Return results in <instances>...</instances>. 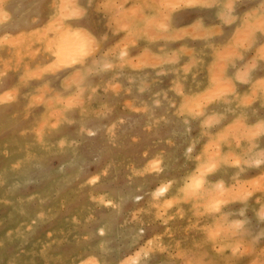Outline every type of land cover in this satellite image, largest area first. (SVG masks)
<instances>
[{"label":"rangeland","instance_id":"obj_1","mask_svg":"<svg viewBox=\"0 0 264 264\" xmlns=\"http://www.w3.org/2000/svg\"><path fill=\"white\" fill-rule=\"evenodd\" d=\"M151 1L0 0V264H264V155L243 127L215 141L219 121L198 114L224 64L221 96L264 119V0ZM214 150L230 156L224 181L216 164L198 171ZM196 173L200 192L186 188Z\"/></svg>","mask_w":264,"mask_h":264},{"label":"bare ground","instance_id":"obj_2","mask_svg":"<svg viewBox=\"0 0 264 264\" xmlns=\"http://www.w3.org/2000/svg\"><path fill=\"white\" fill-rule=\"evenodd\" d=\"M73 1V0H72ZM105 1V0H104ZM109 1V0H108ZM120 1H123V0H120ZM153 1V0H152ZM151 1V2H152ZM171 1V0H170ZM170 1L168 2V3H170ZM174 1V0H173ZM179 1V0H178ZM181 1H183V0H180V2ZM185 1V0H184ZM201 1H204V0H201ZM216 1V0H215ZM222 1H224V0H222ZM221 1V2H222ZM240 1V0H239ZM61 2V1H60ZM62 2H64V1H62ZM62 2L60 3V4H62ZM113 2V3H112ZM175 3L177 2V0H175L174 1ZM180 2H179V4H180ZM188 2V1H187ZM186 2V3H187ZM220 2V3H221ZM233 2V1H232ZM232 2H230V3H232ZM119 3V2H118ZM155 3V2H154ZM159 3V2H158ZM161 3V2H160ZM168 3H167V6H168ZM183 3V2H182ZM185 3V2H184ZM200 3V2H199ZM207 4H208V1L206 2ZM214 3V2H213ZM219 3V2H218ZM261 3H263L264 4V2L263 1H261ZM261 3L259 4V6L261 7ZM1 4V3H0ZM115 4V5H114ZM120 4V3H119ZM119 4H116V3H114V0L112 1L111 0V6L112 5H114L115 7H117ZM139 4V3H138ZM189 4V3H188ZM202 4V3H201ZM204 4V3H203ZM206 4V5H207ZM227 4V2L225 3V5ZM141 5V4H140ZM139 5V6H140ZM143 5H146V4H143ZM161 5V4H160ZM171 5V7H172V3L170 4ZM190 5V4H189ZM192 5V4H191ZM222 5V4H221ZM231 5V4H230ZM1 6V5H0ZM74 6V5H73ZM132 6V5H131ZM139 6H135L134 8L133 7H131V8H133V10H131V12L132 13H135V11H137V7H139ZM165 6V5H164ZM164 6H163V8H164ZM185 6V5H184ZM196 6V5H195ZM228 6V5H227ZM257 6V5H256ZM119 7V6H118ZM121 7V6H120ZM119 7V8H120ZM176 7V6H175ZM178 7V6H177ZM219 7H220V5H219ZM231 7L233 8V6L231 5ZM162 8V9H163ZM174 8V7H173ZM232 8H230L229 6L227 7V9L230 11V9H232ZM262 8H263V5H262ZM27 9V8H26ZM117 9V8H116ZM115 9V10H116ZM159 9H160V7H159ZM162 9H161V11H162ZM168 9V8H167ZM224 9V8H223ZM60 10V9H59ZM76 10V9H75ZM135 10V11H134ZM164 10V9H163ZM171 10V9H170ZM251 10V9H250ZM127 11V10H126ZM130 11V10H129ZM140 11V10H139ZM178 11V10H177ZM218 11H220V10H218ZM224 11V10H223ZM226 11V10H225ZM263 10H261V12H262ZM5 12V11H4ZM62 12V11H61ZM116 12H117V10H116ZM118 12H119V10H118ZM131 12H128L127 11V13L128 14H130ZM140 12H142V11H140ZM139 12V13H140ZM157 12H158V10H157ZM164 12V11H163ZM166 12V11H165ZM248 12V11H247ZM255 12V11H254ZM1 13V12H0ZM3 13V12H2ZM126 13V14H127ZM171 13V12H170ZM220 14H222L221 12H219ZM225 13V12H224ZM228 13V12H227ZM230 13H231V11H230ZM123 14V13H122ZM136 14V13H135ZM161 14H162V12H161ZM166 14V13H165ZM219 14V15H220ZM245 14H246V12H245ZM259 14V13H258ZM261 14V13H260ZM264 14V13H263ZM142 15V14H141ZM144 15V14H143ZM170 15V14H169ZM227 15V14H226ZM233 15V14H232ZM235 15V14H234ZM252 15V14H251ZM117 16V15H116ZM123 15H121V17H122ZM125 16V15H124ZM124 16H123V18H124ZM127 16V15H126ZM125 16V17H126ZM160 17L159 18V20H161V22L160 23H163L164 24V26L167 24L166 22H165V20H166V17L165 18H163L164 16H166V15H163L162 14V16L160 15V13H159V15H157V17ZM168 16V15H167ZM250 16V15H249ZM257 16V15H256ZM255 16V17H256ZM117 17H120V15L119 16H117ZM137 17V16H136ZM139 18H140V14H139V16H138ZM154 17V16H153ZM152 16L150 17V20L153 18ZM254 17V18H255ZM4 18V17H3ZM123 18H118L119 20H120V22L121 21H123L124 20V22L127 20L128 21V19H123ZM127 18V17H126ZM134 18V17H133ZM132 18V19H133ZM168 18V17H167ZM198 18V17H197ZM246 19H247V17H245ZM35 19V18H34ZM123 19V20H122ZM132 19H130V22L132 21ZM148 19V18H147ZM155 19V18H154ZM158 18H156L155 20H154V22H152V20H151V22L152 23H154L155 24V22H156V27H161L162 25H159L158 24V22L156 21ZM223 19V18H222ZM231 19H233V18H229V17H226V21H228V20H231ZM256 19V18H255ZM33 20V19H32ZM119 20H117L118 22H119ZM149 20V19H148ZM150 20H149V23H150ZM162 20H163V22H162ZM169 20V19H168ZM23 21V20H22ZM147 21V20H146ZM248 21H250L249 20V17H248ZM260 24H263V19H260ZM118 22H117V26L120 24V22H119V24H118ZM124 22L121 24V25H124ZM130 22H125V24H128V23H130ZM142 22V21H141ZM168 22V21H167ZM229 22V21H228ZM108 23V22H107ZM144 23V22H143ZM147 24L145 27H147L148 25L150 26V24ZM166 23V24H165ZM201 23V22H200ZM200 23H199V27L201 26L200 25ZM48 24V23H47ZM139 24V23H138ZM244 24V23H243ZM121 25H119L120 27H122ZM133 25V24H132ZM192 25L193 24H191V26L190 27H192ZM194 25H197L198 26V23H194ZM213 25V24H212ZM136 26V25H135ZM148 26V27H149ZM203 26V25H202ZM46 27V26H45ZM127 27V26H126ZM132 27V26H131ZM150 27H152V24H151V26ZM166 27H169V25L167 24L166 25ZM186 27H188V26H186ZM258 27V26H257ZM155 27H153V29H154ZM198 28V27H197ZM210 28V27H209ZM249 28H250V26H249ZM148 29V28H147ZM146 29V30H147ZM151 28H149V30H150ZM166 29V28H165ZM186 29V28H185ZM203 29V28H202ZM205 29V28H204ZM211 29V28H210ZM241 29H242V27H241ZM264 28H262V30H263ZM143 30V29H142ZM152 30V29H151ZM160 30V29H159ZM158 30V31H159ZM168 30H170V29H168ZM180 30V29H179ZM190 30V29H189ZM209 30V29H208ZM77 31V30H76ZM158 31L156 30V31H153V33L155 32L156 34L158 33ZM160 31H164L163 29L162 30H160ZM159 31V32H160ZM167 31V30H166ZM174 31V30H173ZM264 31V30H263ZM262 31V32H263ZM80 32H82V31H80ZM130 33V30L128 29V31H127V33ZM133 32H135V31H133ZM143 32V31H142ZM141 32V33H142ZM144 32L146 33V31L144 30ZM151 32V31H150ZM149 32V33H150ZM168 32V31H167ZM192 32V31H191ZM203 32V31H202ZM254 32V31H253ZM256 32V31H255ZM84 33H86V32H84ZM136 33H137V31H136ZM154 33V34H155ZM172 33V32H171ZM185 33V32H184ZM183 33V34H184ZM201 32H199V35L201 36V35H203V34H200ZM236 33V32H235ZM79 34V33H78ZM150 34H152V32L150 33ZM194 34L196 35V33L194 32ZM209 34V33H208ZM76 35L77 34H75L74 33V31H70V30H65V31H62L61 32V40H60V43H59V48H60V50H61V52H62V54H63V56H67L68 54H70L71 52H73L76 48H77V44H78V40H77V37H76ZM82 35H84L85 36V34H83V32H82ZM89 35V34H88ZM134 35V34H133ZM161 34H159V36H160ZM164 35H167V33L165 34V32H164ZM180 35V34H179ZM198 35V34H197ZM236 36H237V34H235ZM23 36H25V34L23 35ZM137 36V35H136ZM152 36H153V34H152ZM151 35H150V37H152ZM168 37L170 36V34L169 35H167ZM172 36V35H171ZM174 36H175V34H174ZM177 36H178V33H177ZM176 36V37H177ZM194 36V35H193ZM236 36H235V38H236ZM248 36V35H247ZM3 37H4V35H3ZM124 37H126V33H125V36ZM157 37V36H156ZM206 37V36H205ZM204 37V38H205ZM260 37V36H259ZM80 42H82V43H80L81 45H83L82 47H84V49H85V47H88L89 48V46H86V43L88 42V39L86 40V38L85 37H83L82 38V36H80ZM122 38V37H121ZM255 38V37H254ZM15 39V38H14ZM51 39V38H50ZM83 39H85L84 41H83ZM206 39V38H205ZM18 40L19 39H17V42H18ZM120 40V39H119ZM118 40V41H119ZM136 40V39H135ZM208 40V39H207ZM238 40H239V38H238ZM237 39H236V41L235 42H237L238 41ZM241 40V39H240ZM252 40H254V39H252ZM117 41V42H118ZM234 41V40H233ZM250 41V40H249ZM33 42V41H32ZM96 42V41H95ZM208 41H206V43H207ZM231 42V41H230ZM264 42V41H263ZM14 43H16V42H14ZM90 43V42H89ZM91 43H93L92 41H91ZM90 43V44H91ZM97 43V42H96ZM95 43V44H96ZM233 43V42H232ZM13 44V43H12ZM27 44V43H26ZM88 44V43H87ZM98 44V43H97ZM126 44V43H125ZM129 44V43H128ZM211 44V43H210ZM226 44V43H225ZM229 44H231V43H229ZM228 44V45H229ZM251 44V43H250ZM85 45V46H84ZM99 45V44H98ZM245 45H246V43H245ZM262 45V44H261ZM110 46V45H109ZM163 46V45H162ZM204 46H206V45H204ZM249 46V45H248ZM94 47H95V45H94ZM97 47V46H96ZM127 47V46H126ZM183 47V45H181L180 46V48H182ZM193 47V46H192ZM218 47V46H217ZM223 47H225V45H223ZM227 47V46H226ZM234 47H235V44H234ZM245 47V46H244ZM108 48V47H107ZM186 48V47H185ZM191 48V47H190ZM221 48V47H220ZM229 48V47H228ZM237 48V47H236ZM261 48V47H260ZM262 48H263V46H262ZM261 48V49H262ZM48 49V48H47ZM183 49V48H182ZM231 49H234V48H230V49H225V53H226V50L228 51V50H230V51H232ZM258 49V48H257ZM86 50V49H85ZM172 50V49H171ZM192 50V49H191ZM216 50V49H215ZM215 50H214V52H215ZM238 50V49H237ZM259 50V49H258ZM263 50H264V48H263ZM262 50V52H263V54L262 55H264V51ZM90 51V50H89ZM120 51V50H119ZM122 51H124V50H121V57H122V55L124 54ZM218 51V50H217ZM240 51V50H239ZM141 52V51H140ZM151 52V51H150ZM166 52H168V51H166ZM180 52V51H179ZM190 52V51H189ZM213 52V53H214ZM222 52V51H221ZM125 53H126V50H125ZM153 53H155V52H153ZM219 53H220V51H219ZM236 53V52H235ZM260 54H261V51L259 52ZM259 53H257V54H259ZM118 54V53H117ZM139 54V53H138ZM162 54V53H161ZM160 54V55H161ZM165 54V53H164ZM167 54H169V53H167ZM171 54V53H170ZM178 53H176V55H177ZM182 54V53H181ZM205 54V53H204ZM241 54V53H240ZM159 55V56H160ZM166 55V54H165ZM232 55V54H231ZM118 56V55H117ZM158 56V57H159ZM219 56H220V54H219ZM229 56V55H228ZM227 56V57H228ZM238 56H239V54H238ZM256 56H258V55H256ZM260 56V55H259ZM79 57V56H78ZM106 57H107V55H106ZM132 57V56H131ZM145 57H146V55H145ZM172 58H173V56H171ZM222 57H224V55L222 56ZM240 57V56H239ZM125 58V57H124ZM127 58V57H126ZM172 58H169L168 59V57H167V59L168 60H170V59H172ZM231 58H233V57H231ZM264 58V57H263ZM78 59H80V57L78 58ZM103 59H106V58H103ZM120 59H123V57L122 58H120ZM133 59V58H132ZM166 59V58H165ZM175 59H177V57H175ZM200 59V58H199ZM227 59V58H226ZM225 59V60H226ZM81 60H82V58H81ZM138 60V59H137ZM164 60V59H163ZM197 60V59H196ZM216 60V59H215ZM229 60H230V58H229ZM249 60V59H248ZM63 61V60H62ZM78 61V60H77ZM96 61V60H95ZM202 61H203V59H202ZM50 62V61H49ZM75 62V61H74ZM83 62V61H82ZM104 62V61H103ZM110 62V61H109ZM158 63H159V61H157ZM64 63H66V62H64ZM122 63H124V62H122ZM225 63V62H224ZM254 63V62H253ZM66 64H68V63H66ZM71 64V63H70ZM102 64V63H101ZM114 64V63H113ZM120 65H121V63H119ZM132 64H133V61H132ZM149 64V63H148ZM185 64V63H184ZM103 65V64H102ZM104 65H106V64H104ZM103 65V66H104ZM108 65V64H107ZM134 65H136V63H135V61H134ZM183 65V64H182ZM190 65V64H189ZM209 65V64H208ZM253 65V64H252ZM113 66V65H112ZM226 66V65H225ZM225 66H224V64L221 66V68H219L220 70L218 71L217 69L215 70L216 72V88H215V91H211V92H209L208 93V95L206 96V100H207V102H208V105L206 106V108L207 109H204V111L202 110V109H200L199 110V113L198 114H204V116H206V117H208V116H211V117H214V118H212V120L213 119H217L218 121H219V124H220V129H219V131H218V134H216L217 135V139H215L214 138V140L215 141H218V142H227L228 141V139H227V137H231V136H228V134L229 133H231V132H236L237 130L235 129V128H237V129H239L240 127L242 128V129H244L246 132H247V136H248V139H246V141H248V144H257L258 146H256V147H258V150L256 151V154L258 155V156H260V157H262L263 155H264V147H262V145L264 144V119H262V120H260V121H258V122H256V124H251L250 122H248L246 119H245V117H244V115H243V112H241V109H242V107H243V105H242V107H241V104H238V103H235L234 102V100L233 99H230V98H228V97H226V98H224V95H223V97L221 96V93H225V92H227V91H231V89L230 88H232V86H231V81H229L227 78H226V76H225V73H224V70H225ZM244 66H245V64H244ZM251 66V65H250ZM114 67H116V66H114ZM122 67V66H121ZM139 67V66H138ZM179 67H181L180 65H179ZM258 67V66H257ZM105 68V67H104ZM111 68V67H110ZM186 69L187 68H189V67H185ZM86 69V68H85ZM161 69V68H160ZM213 69V68H212ZM211 69V70H212ZM248 69H249V67H248ZM210 70V72H212ZM160 71H163V69L162 70H160ZM170 71V70H169ZM193 71V70H192ZM208 71H209V68H208ZM217 71H218V73H217ZM82 72V71H81ZM135 72V71H134ZM165 72V71H164ZM238 72V71H237ZM254 72V71H253ZM88 73V72H87ZM86 73V74H87ZM133 73V72H132ZM190 73V72H189ZM188 73V76H190V74ZM242 73H244V72H242ZM84 74V73H83ZM85 74V75H86ZM113 74V73H112ZM117 74V73H116ZM119 74V73H118ZM117 74V75H118ZM130 75H131V73H129ZM137 74V73H136ZM145 74V73H144ZM239 74V73H238ZM84 75V76H85ZM193 75V74H192ZM194 75H195V73H194ZM233 75V74H232ZM114 76V75H113ZM137 76H139V75H137ZM147 76V74L145 75V77ZM164 76H166V75H164ZM251 76V75H250ZM249 76V77H250ZM133 77V76H132ZM150 77V76H149ZM187 77V76H186ZM228 77V76H227ZM236 77H237V75H236ZM249 77H248V79H249ZM84 78V77H83ZM147 78V77H146ZM151 78V77H150ZM185 78V77H184ZM193 78V77H192ZM191 78V79H192ZM129 80H130V78H128ZM133 78H131V80H132ZM135 79V78H134ZM138 79H140L139 77H138ZM144 79V78H143ZM142 79V80H143ZM154 79V78H153ZM241 79V78H240ZM159 80H161V79H159ZM232 80V79H231ZM139 81H141V80H139ZM198 81V80H197ZM212 81V80H211ZM244 81V80H243ZM146 82V81H145ZM156 82H158V80L156 81ZM191 82V81H190ZM255 82H257V85H259V87H260V89L264 92V80L263 81H261V80H256V81H254V83ZM258 82H260V83H258ZM144 83V82H143ZM148 83V82H147ZM240 83V82H239ZM141 84V83H140ZM140 84H138L139 86H140ZM155 83H153V85H154ZM177 84H179V83H177ZM182 84V83H181ZM212 84V83H211ZM103 85H104V83H103ZM152 85V84H151ZM183 85V84H182ZM102 86V85H101ZM132 86V85H131ZM198 86V85H197ZM93 87V86H92ZM144 87V86H143ZM143 87H141V88H143ZM150 87V86H149ZM234 87V86H233ZM145 88V87H144ZM148 88V87H147ZM151 88V87H150ZM150 88H149V90H150ZM152 89V88H151ZM187 89H189V88H187ZM190 89H191V86H190ZM139 90H141V89H139ZM138 90V91H139ZM161 90V89H160ZM206 90V89H205ZM204 90V91H205ZM102 91V90H101ZM161 91H163V90H161ZM94 92V91H93ZM143 92H145V90L143 91ZM164 92V91H163ZM176 92V91H175ZM180 92V91H179ZM201 92V91H200ZM199 92V93H200ZM242 92H244V91H242ZM204 93V92H203ZM223 93V94H224ZM93 94H95V93H93ZM92 94V95H93ZM163 94H165V92L163 93ZM161 95V94H160ZM199 95V94H198ZM158 96V95H157ZM229 96V95H228ZM235 96V95H234ZM243 96V95H242ZM264 96V95H263ZM163 97V96H162ZM183 97V96H182ZM197 97V96H196ZM243 97H245V96H243ZM157 99H158V97H157ZM182 99H184V98H182ZM193 99V98H192ZM246 99V98H245ZM244 99V100H245ZM250 98H248V99H246L247 101L249 100ZM187 100V99H186ZM186 100H185V102H186ZM141 101V100H140ZM160 101V100H159ZM190 101V100H189ZM250 101V100H249ZM248 101V102H249ZM206 102V103H207ZM162 103H164V102H162ZM171 103H172V101H171ZM175 103V102H174ZM173 105V104H172ZM185 105V104H184ZM247 105V104H246ZM254 105H255V103H254ZM169 106V105H168ZM83 107V106H82ZM146 107V106H145ZM156 107V106H155ZM202 107V106H201ZM136 108H138V107H136ZM148 108V107H147ZM151 108V107H150ZM157 108V107H156ZM164 108V107H163ZM169 108V107H168ZM167 108V109H168ZM170 108H171V106H170ZM169 108V109H170ZM144 109V108H143ZM155 109V108H154ZM158 109V108H157ZM79 110V109H78ZM165 110H166V108H165ZM185 110H186V108H185ZM191 109H189V111H190ZM176 111V110H175ZM194 110H192V112H193ZM157 112H160V111H157ZM162 112V111H161ZM173 112V111H172ZM183 112V111H182ZM205 112V113H204ZM248 112H249V110H248ZM167 113V112H166ZM196 113V112H195ZM207 114V115H206ZM150 115H152V114H150ZM165 115V114H164ZM192 115V114H191ZM193 115H195V114H193ZM256 115V114H255ZM166 116H167V114H166ZM154 118V117H153ZM186 119V118H185ZM159 120V119H158ZM163 120H165V119H163ZM216 120V121H217ZM259 120V119H258ZM167 121V120H166ZM185 121H187V119L185 120ZM160 122H161V120H160ZM159 122V123H160ZM205 122V121H204ZM204 122H202V123H204ZM211 122V121H210ZM158 123V122H157ZM167 124V123H166ZM201 124V123H200ZM205 124V123H204ZM160 125V124H159ZM203 126V125H202ZM158 127V126H157ZM188 127V126H187ZM186 127V128H187ZM205 127V126H204ZM232 127H234V129H233V131H231V130H229V129H232ZM239 127V128H238ZM188 130V129H187ZM205 131V130H204ZM231 131V132H230ZM244 131V132H245ZM203 132V131H202ZM229 132V133H228ZM244 132H242V133H244ZM186 133H188V132H186ZM206 133V132H205ZM207 134V133H206ZM201 135V134H200ZM213 135V134H212ZM210 136H211V133H210ZM246 136V137H247ZM196 137V136H195ZM212 138H213V136H212ZM234 139H235V137H234ZM196 140V139H195ZM214 141V142H215ZM208 143V142H207ZM206 143V144H207ZM190 144V143H189ZM193 143H191L190 145H192ZM206 144H205V146H206ZM228 144H231L230 142L228 143ZM190 145H189V147H190ZM210 145L211 144H208V146L210 147ZM226 145V144H225ZM239 144H237V146H238ZM241 145V144H240ZM228 146V145H227ZM242 146H243V144H242ZM192 147V146H191ZM204 147V146H203ZM215 147V146H214ZM218 147V146H217ZM188 147H186V149H187ZM233 148V147H232ZM236 148V147H235ZM252 148V147H251ZM191 149V148H190ZM205 149H207L206 147H205ZM209 149V148H208ZM213 149V148H212ZM228 149V148H227ZM231 149V148H230ZM234 149V148H233ZM244 149H246V148H244ZM249 149V148H248ZM219 150V149H218ZM186 151H188V150H186ZM209 151V150H208ZM231 151H232V149H231ZM234 151V150H233ZM232 151V152H233ZM238 152H239V150H237ZM236 151V153L238 154V152ZM205 152V151H204ZM203 152V156H204V159H203V162H202V167L200 168V170H198L199 172H201V173H199L198 171V173L199 174H201L202 175V173L203 172H206L207 171V169H209L211 166H213L214 164H216V165H218V167H219V169H218V174H216L217 176H218V179H223V181H224V179H226L227 177H229L232 173H231V171L229 170V168L225 165V164H227L226 163V158H227V160H228V158L230 157H225L224 155H222V154H220V153H217L218 151H216L215 152V150L212 152V155H206V153H204ZM220 152V151H219ZM231 152V153H232ZM211 153V152H210ZM213 153H215V154H213ZM229 153V152H228ZM233 154V153H232ZM244 154H246L245 152H244ZM256 154H254V155H256ZM202 155V154H201ZM227 155V154H226ZM228 155H230V154H228ZM234 155V154H233ZM194 157H196V156H194ZM200 157V156H199ZM245 157V156H244ZM244 157H243V159H244ZM242 158V157H241ZM246 158H247V156H246ZM199 159V158H198ZM251 159V158H250ZM151 160V159H150ZM244 160H246V159H244ZM252 161V160H251ZM250 161V162H251ZM263 161V160H262ZM229 162H230V159H229ZM229 162H228V164H229ZM241 161H238L237 160V162H235L236 164H233V166L235 167L236 165L237 166H239L238 164L240 163ZM246 162V161H245ZM184 163V162H183ZM242 163V162H241ZM249 163V162H248ZM200 165V164H199ZM198 165V166H199ZM236 166V167H237ZM245 166H248V165H245ZM239 167H241V166H239ZM244 168V167H243ZM199 169V168H198ZM240 169V168H239ZM194 170V169H193ZM197 170V169H196ZM241 170V169H240ZM195 171V170H194ZM193 173H195V172H193ZM239 173V172H238ZM191 175H195V174H191ZM196 175H198L197 173H196ZM190 176V182H189V185L186 187L187 189L188 188H191V189H193L194 191H199L200 192V188H201V185H202V182H204V181H202V176L201 175H198V176ZM220 175H221V178H220ZM232 176V175H231ZM256 181V180H255ZM254 181V182H255ZM261 181V180H260ZM264 181V180H263ZM213 182H215V181H213ZM233 182V181H232ZM253 183V182H252ZM187 184V183H186ZM256 184L258 185V183L256 182ZM216 185V182L215 183H212V182H210V186L211 187H216L215 186ZM223 185V184H222ZM240 185H242L241 183H240ZM246 185V184H245ZM179 186H181V185H179ZM204 186H206V185H204ZM204 186H202V187H204ZM224 186V185H223ZM262 186H264V185H262ZM262 186H258V187H262ZM180 188V187H179ZM185 188V189H186ZM217 188H219L220 189V187H217ZM216 188V189H217ZM230 188V187H229ZM228 188V189H229ZM251 188V187H250ZM181 189H182V187H181ZM209 189V188H208ZM208 189H206V190H208ZM214 189V188H213ZM234 189V188H233ZM240 189H241V186H240ZM248 189V188H247ZM254 189H255V186H254ZM205 190V191H206ZM212 190V189H211ZM230 191H231V189H229ZM235 190V189H234ZM187 191V190H186ZM191 191V190H190ZM190 191H189V193H190ZM209 191H210V189H209ZM208 191V192H209ZM220 191H222V190H220ZM219 191V192H220ZM224 191V190H223ZM230 191H228V192H230ZM239 190H237V192H238ZM246 191V190H245ZM248 191H250V190H248ZM207 192V191H206ZM244 192V191H243ZM257 192V191H256ZM186 193V192H185ZM239 193V192H238ZM248 193V192H247ZM227 194V193H226ZM245 194V193H244ZM174 195V194H173ZM180 195V194H179ZM208 195V194H207ZM211 195V194H210ZM209 195V196H210ZM212 195H214V194H212ZM224 195V194H223ZM229 195H230V193H229ZM236 195V194H235ZM175 196H177V194L175 195ZM208 197V196H207ZM234 197V196H233ZM247 197V196H246ZM186 198V197H185ZM210 198H211V196H210ZM178 199V198H177ZM188 199V198H187ZM228 199V198H227ZM229 199H230V197H229ZM185 200V199H184ZM199 200V199H198ZM201 200V199H200ZM199 200V201H200ZM220 200V199H219ZM188 201V200H187ZM203 201H205L206 203H207V201L206 200H203ZM210 201H211V199H210ZM217 201V200H216ZM221 202H222V200H220ZM208 202H209V200H208ZM213 203L215 202V200H213L212 201ZM212 202H210V203H212ZM218 203H219V201H218ZM193 204V203H192ZM196 204V203H195ZM203 204V203H202ZM205 204V203H204ZM208 204V203H207ZM215 204V203H214ZM220 204V203H219ZM219 204H218V206H219ZM209 205H213V204H209ZM209 205H207V207L209 206ZM204 206H206V204L204 205ZM202 207V206H201ZM213 207V206H212ZM212 207H209V208H207V209H212ZM199 208V207H198ZM203 208V207H202ZM214 208V207H213ZM218 208V207H217ZM220 208V207H219ZM218 208V209H219ZM215 209V208H214ZM213 210V209H212ZM209 211V210H208ZM208 211H206V212H208ZM242 213V212H241ZM248 213V212H247ZM216 217V216H215ZM218 219V218H217ZM219 220V219H218ZM221 220V219H220ZM234 220V219H233ZM214 221V220H213ZM226 222V221H225ZM224 222V223H225ZM232 222H234V221H232ZM232 222H230V224L232 223ZM236 222V221H235ZM235 222L234 223H232V224H234L235 226H237L236 224L238 223H236L235 224ZM243 222V221H242ZM223 223V222H222ZM234 226V227H235ZM231 227V226H230ZM223 230V229H222ZM226 231L227 230H229L228 228H226L225 229ZM230 230H232V229H230ZM233 230H234V228H233ZM214 231V230H213ZM209 232V231H208ZM217 232V231H216ZM222 232V231H221ZM215 233V232H214ZM209 234V233H208ZM217 234H219V233H217ZM211 235V234H210ZM212 238V237H211ZM214 240V239H213ZM252 240H254V239H252ZM238 242V241H237ZM244 242V241H243ZM232 243H233V241H232ZM233 244H235V243H233ZM231 245V244H230ZM225 246H228V245H225ZM233 247V246H232ZM230 248V247H229ZM236 249V248H235ZM235 249H231V250H234L235 251ZM227 253V252H226ZM225 254V253H224Z\"/></svg>","mask_w":264,"mask_h":264}]
</instances>
